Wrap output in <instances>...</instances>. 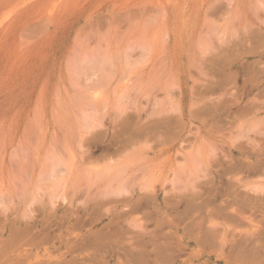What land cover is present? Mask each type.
I'll return each mask as SVG.
<instances>
[{"label": "rangeland", "instance_id": "obj_1", "mask_svg": "<svg viewBox=\"0 0 264 264\" xmlns=\"http://www.w3.org/2000/svg\"><path fill=\"white\" fill-rule=\"evenodd\" d=\"M49 263L264 264V0H0V264Z\"/></svg>", "mask_w": 264, "mask_h": 264}, {"label": "bare ground", "instance_id": "obj_2", "mask_svg": "<svg viewBox=\"0 0 264 264\" xmlns=\"http://www.w3.org/2000/svg\"><path fill=\"white\" fill-rule=\"evenodd\" d=\"M254 167V166H253ZM172 173V172H171ZM177 173V172H176ZM120 174V173H119ZM147 202V201H146ZM132 207V206H131ZM126 210V209H125ZM80 225V224H79ZM25 230V229H24ZM201 233V232H200ZM166 234V233H165ZM215 234V233H214ZM248 234V233H247ZM108 235V234H107ZM15 236V235H14ZM38 236V235H37ZM212 237V236H211ZM31 238V237H30ZM36 238V237H35ZM155 238V237H154ZM146 239V238H145ZM174 239V238H173ZM202 239V238H201ZM262 239V238H261ZM37 240V239H36ZM81 240V239H80ZM155 240V239H154ZM170 240V239H169ZM103 241V240H102ZM142 241V240H141ZM25 242V241H24ZM141 243V242H140ZM89 244V243H88ZM68 245V244H67ZM107 245V244H106ZM74 246V245H73ZM92 246V245H91ZM236 246V245H235ZM260 246V245H259ZM77 247V246H76ZM146 248V247H145ZM69 249V248H68ZM155 250V249H154ZM180 250V249H179ZM68 251V250H67ZM172 251V250H171ZM240 251V250H239ZM76 253V252H75ZM74 253V254H75ZM133 254V253H132ZM131 254V255H132ZM254 254V253H253ZM28 256V255H27ZM172 256V255H171ZM144 259V257H143ZM51 260V259H50ZM146 260V259H145ZM38 261V260H37ZM83 261V260H82ZM46 262V261H45ZM50 262V261H49ZM61 263V262H60ZM50 264V263H49ZM71 264V263H70ZM142 264V263H141Z\"/></svg>", "mask_w": 264, "mask_h": 264}]
</instances>
